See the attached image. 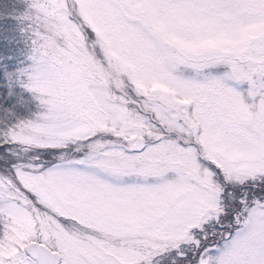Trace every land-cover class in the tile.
<instances>
[{
  "label": "snow or ice",
  "instance_id": "snow-or-ice-1",
  "mask_svg": "<svg viewBox=\"0 0 264 264\" xmlns=\"http://www.w3.org/2000/svg\"><path fill=\"white\" fill-rule=\"evenodd\" d=\"M0 264H264V0H0Z\"/></svg>",
  "mask_w": 264,
  "mask_h": 264
}]
</instances>
